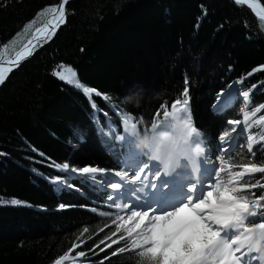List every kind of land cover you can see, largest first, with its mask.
Wrapping results in <instances>:
<instances>
[{
	"label": "trees",
	"instance_id": "16d2710c",
	"mask_svg": "<svg viewBox=\"0 0 264 264\" xmlns=\"http://www.w3.org/2000/svg\"><path fill=\"white\" fill-rule=\"evenodd\" d=\"M60 1L0 0V50L20 48V38L51 13L38 14ZM257 1L264 7V0ZM69 68L81 87L56 75ZM258 68L264 69V21L233 0H69L65 23L0 85V264H55L62 256L61 264H139L133 252L105 259L128 243L100 244L116 228L117 211L105 202L111 192L98 188L92 174L78 177L55 165L122 170L128 149L114 139L125 134L122 115L132 114L137 122L142 117L140 127H150L164 120L163 111H171L176 99H184L187 87L208 161L213 170L224 167L221 179L227 181L229 171H240L252 153L242 136L222 163L219 136L229 130V119H243V91L250 92L246 111L264 105V70ZM236 82L241 96L214 114L218 95ZM83 87L110 99L86 95ZM125 97L134 99L126 103ZM260 116L264 109L244 130L257 141L254 162L264 164ZM69 175L79 191L49 179ZM257 180L264 183V173L241 183ZM253 192L258 197L264 188L241 194L251 199ZM13 199L21 204L12 205ZM82 251L84 257L78 255Z\"/></svg>",
	"mask_w": 264,
	"mask_h": 264
},
{
	"label": "snow or ice",
	"instance_id": "6c2138e0",
	"mask_svg": "<svg viewBox=\"0 0 264 264\" xmlns=\"http://www.w3.org/2000/svg\"><path fill=\"white\" fill-rule=\"evenodd\" d=\"M64 0L59 7H50L38 15L53 14L52 19L42 27L37 28L33 36L51 39L59 25L65 23V3ZM237 4H249L254 10L259 9L257 15L264 20V7H260L255 0H235ZM32 26L30 22L24 29L27 31ZM51 33V35H50ZM33 40H28L24 46L15 53L14 57L8 58L9 65L18 66L20 62L33 53ZM8 49L5 47L0 50V58ZM264 70L261 68L254 71ZM12 71V67H4L0 64V85L4 84L6 73ZM56 75L76 87H81L76 80V72L67 69L58 72ZM248 75H252L249 73ZM256 86L253 85V88ZM86 95L91 96L95 93L109 100L108 94H101L99 91L90 87H83ZM184 99H176L171 104V111H163L164 120L156 119L150 127H140V122L134 120L132 114L124 113L121 117L124 135L114 137L115 140L122 142V146L128 149L125 158V167L122 170L100 169L95 166H84L77 168L71 166L69 162L56 164L58 170H69L78 177H86L92 174L93 182L102 183L105 187L111 189L107 195V200L112 202V206L117 210L115 219L112 221L116 225L115 231L106 235L100 241L104 244L105 240L111 243L106 248H112L113 245L120 244L127 239L128 243L116 248L109 257L117 256L128 252L135 253L139 257V264H264V194L256 196L253 192L252 197L241 194L245 190H251L256 187L264 188V183L257 180L255 183L244 181L245 176H253L256 173H264V164L254 162L255 153L253 145L257 142L252 135H248V152L252 153L249 163L239 165L240 171H229V180L221 179V173L224 167L214 169V178L200 180L199 176L203 165L207 162L205 137L202 130L195 127L194 120L190 110L189 89L183 90ZM242 96L247 104L250 100V92L243 91ZM223 101V96L218 98ZM93 107L97 106L93 104ZM164 107V106H162ZM264 109L260 105L255 111H245L243 120L247 122L251 117ZM221 103H218L213 109L214 114L223 112ZM118 114L120 110H117ZM160 113H156L158 118ZM169 119L174 124L180 125L187 130L191 137V144L201 150V154L196 158L193 167L187 165L179 170L165 171L157 162H148L146 155L138 152L134 148V139L136 133L149 131L152 127L158 129L162 127L161 122ZM264 121V116H260L257 124ZM97 122H99L97 120ZM230 130H225L220 136L219 141L223 145L220 150V156L223 160L229 151V148L235 144L237 136L242 132L237 131V126L241 120L229 119ZM251 127V125H248ZM231 133L236 134L231 135ZM166 134V133H162ZM82 139V137H80ZM264 140V137H261ZM106 145L109 151L113 150V145ZM3 153H0L2 155ZM233 165H229V168ZM99 174V175H97ZM196 177L193 183L189 177ZM151 177V179H150ZM118 178V179H116ZM57 185H64L79 191L77 185L72 184L74 179L71 175L67 177L49 178ZM188 180V183L183 181ZM191 193V195H189ZM121 201V202H117ZM12 205H20L21 202L13 199ZM61 208L66 207L60 205ZM93 211H96L93 209ZM124 212L125 215H119ZM100 215H107L100 213ZM259 217V219H251ZM119 222V223H117ZM85 232L88 228L85 227ZM103 231V229H101ZM123 231V235L117 234ZM100 244L96 247L99 248ZM101 251L105 249L101 248ZM98 254V253H97ZM254 254V255H253ZM80 257L86 255L85 252L78 254ZM65 257H60L55 264H61ZM103 264V261H101Z\"/></svg>",
	"mask_w": 264,
	"mask_h": 264
},
{
	"label": "clouds",
	"instance_id": "9594fccd",
	"mask_svg": "<svg viewBox=\"0 0 264 264\" xmlns=\"http://www.w3.org/2000/svg\"><path fill=\"white\" fill-rule=\"evenodd\" d=\"M133 99L125 97L124 102L131 103ZM161 124L159 129L152 127L149 131L136 133L134 148L150 161L157 162L165 171L179 170L186 165L192 168L201 150L191 144L189 132L171 119Z\"/></svg>",
	"mask_w": 264,
	"mask_h": 264
},
{
	"label": "rangeland",
	"instance_id": "374dc122",
	"mask_svg": "<svg viewBox=\"0 0 264 264\" xmlns=\"http://www.w3.org/2000/svg\"><path fill=\"white\" fill-rule=\"evenodd\" d=\"M35 30H36V29L30 28V29L28 30V33H27L28 36H26L25 39H23V37L20 38V43L18 44V45L20 46V48L14 46L13 48L8 49L6 52H4V56H3L2 58H0V61L6 63V61H7L8 58L14 57V56H15V53H16L17 51H19V50L24 46L25 43H27V41L29 40L30 37L33 36V33H35ZM64 69H65V68H63V70H64ZM60 72H62V71H60ZM57 73H58V72H57ZM236 84H237V86H236L235 88H232V86H231V87L229 88V90L227 91V93H228L227 95H228V96H229L230 94H231V95H230V97H229L228 100L222 102V107H223V108L227 106L228 102L232 101L234 95H235V97H236V96H241V94H240L241 83H240V82H236ZM241 97H243V96H241ZM234 99H235V98H234ZM234 99H233V100H234ZM246 106H247V104H246L245 102L242 101V108H241V110H240V114H241V117H242V118H243V116H244V112L246 111ZM247 122H248V121H247ZM247 122H245L243 119L241 120V124L237 126V131H238V132H242V134L239 135V136H237V138H236V142H237V140H239L240 137L245 136V137H246V142H245V146H246V147L248 146V143H249V141H248V139H247V137H248L249 134L247 133L246 130H244V126H245V124H246ZM231 127H232V126L229 125V130L231 129ZM231 135H234V136H235L236 134L231 133ZM236 142H235V143H236ZM233 145H234V144H233ZM233 145H232V146H233ZM222 147H223V145H222ZM229 149H230V148H229ZM206 159H207V162L203 165V168H202L201 173H200V176H199L200 180H205V181L208 179L209 176H213V178H214V172H213V169L211 168V165H210V163H209V161H208V154H207V153H206ZM150 163H152V161H150ZM116 179H118V178H116ZM150 179H151V177H150ZM189 179H191V181H192L193 183H195V181H196V180H194V179H196V177H194V176H193V179H192V177H189ZM183 183H185V184L188 183V180L186 179L185 181H183ZM96 184L98 185V188H100V189H102V190H107V191H110V192H111V189L105 187L102 183L97 182ZM62 186H63V187H67V188L69 187V186H64V185H62ZM189 195H191V193H189ZM105 202L107 203V205H108L109 207H111V208H113L114 210H116V209L112 206V202L108 201L107 199L105 200ZM117 202H121V201H117ZM116 211H117V210H116ZM119 213H120V215H125L124 212H119ZM253 255H254V254H253ZM73 264H76V263H73Z\"/></svg>",
	"mask_w": 264,
	"mask_h": 264
},
{
	"label": "water",
	"instance_id": "95a60500",
	"mask_svg": "<svg viewBox=\"0 0 264 264\" xmlns=\"http://www.w3.org/2000/svg\"><path fill=\"white\" fill-rule=\"evenodd\" d=\"M69 0H67V2H68ZM234 2H235V0H233ZM257 3H259L257 0H255ZM64 2V0H61L60 1V4L61 3H63ZM66 2V3H67ZM66 3H65V5H66ZM59 4V5H60ZM242 5H244V6H246L248 9H250L259 19H260V17L254 12V10L249 6V5H247L246 3L245 4H242ZM260 5V4H259ZM261 6V5H260ZM59 7V6H58ZM52 16H53V14H50L48 17H46V19L44 20V24L40 27V28H42V27H44L47 23H48V20L49 19H52ZM261 20V19H260ZM262 21H264V20H262ZM50 35H51V33H50ZM30 40H33V44L35 45V47L33 48V53H32V55L41 47V46H43L47 41H48V39L47 38H43V37H40L38 34H37V36H32V38L30 39ZM32 55L31 56H26L21 62H20V64L18 65V66H20L21 64H23L25 61H27V60H29L31 57H32ZM0 64H5L7 67H12V69L13 68H16V67H18V66H16V65H9L7 62L5 63V62H0ZM237 86V84L236 83H233L232 84V88H235ZM229 90V89H228ZM227 90V91H228ZM227 91L226 92H223V93H221L220 95H218V98L219 97H221V96H223V101H226V100H228L229 99V97H230V95L228 96L227 94ZM222 101V102H223ZM222 102H220L219 101V99L217 100V103H216V105L218 104V103H221V106H222ZM216 105H215V107H216ZM70 174H72V175H75L76 176V174L75 173H71L70 172V170L68 171Z\"/></svg>",
	"mask_w": 264,
	"mask_h": 264
},
{
	"label": "bare ground",
	"instance_id": "6f19581e",
	"mask_svg": "<svg viewBox=\"0 0 264 264\" xmlns=\"http://www.w3.org/2000/svg\"><path fill=\"white\" fill-rule=\"evenodd\" d=\"M255 2H256V1H255ZM256 3H257V2H256ZM246 4H247V3H246ZM257 4L259 5V3H257ZM247 5H249V4H247ZM259 6H260V5H259ZM260 7H261V6H260ZM251 8H252V7H251ZM252 9H253V8H252ZM253 10H254V9H253ZM258 10H259V9H255L254 12L257 14ZM0 62H1V61H0ZM2 66H4V67L7 68V66H6L5 64H2ZM6 74H7V73H6ZM242 100H243V102H244V98H243V97H242ZM229 103H230V102H228L227 106L229 105ZM220 144H221V143H220ZM233 146H234V145H233ZM233 146H231L230 149H232ZM221 148H222V145H221ZM230 149H229V150H230ZM206 153L208 154V151H207ZM193 176H194V175H193ZM193 176H191L192 179H193ZM194 177H195V176H194ZM194 180H196V179H194ZM195 182H196V181H195Z\"/></svg>",
	"mask_w": 264,
	"mask_h": 264
}]
</instances>
